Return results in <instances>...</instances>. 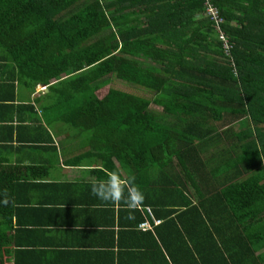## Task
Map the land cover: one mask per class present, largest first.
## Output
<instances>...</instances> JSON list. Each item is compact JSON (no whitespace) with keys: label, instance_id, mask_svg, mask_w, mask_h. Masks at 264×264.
Listing matches in <instances>:
<instances>
[{"label":"trees","instance_id":"1","mask_svg":"<svg viewBox=\"0 0 264 264\" xmlns=\"http://www.w3.org/2000/svg\"><path fill=\"white\" fill-rule=\"evenodd\" d=\"M211 2L223 18L227 49L202 0H0V61L31 90L45 86L35 99L45 120L92 136L97 152L119 159L132 187L150 170L153 188L160 176L168 178L164 218L170 221L179 207L197 212L198 236L210 241L217 259L212 263L206 260L212 256L198 253L201 264H237L241 257L228 247L236 246L240 229H250L246 238L254 232L252 222L245 227L233 212L234 222L212 223L206 204H217V215H225L231 198L254 200L264 190V0ZM110 77L152 97L114 87L99 96ZM152 105L164 117L149 111ZM246 135L252 139L229 148L234 164L223 154L218 160L202 156L223 137L240 141ZM210 161L220 166L211 168ZM1 169L0 243L8 192ZM220 175L219 187H199ZM185 179L199 195L196 205L186 195ZM163 247L161 264H197L191 253L180 257L181 251ZM244 248L253 255L249 244Z\"/></svg>","mask_w":264,"mask_h":264},{"label":"crops","instance_id":"2","mask_svg":"<svg viewBox=\"0 0 264 264\" xmlns=\"http://www.w3.org/2000/svg\"><path fill=\"white\" fill-rule=\"evenodd\" d=\"M9 65L0 61V166L8 180L1 225L6 231L0 243L3 264H161L159 250L166 256L164 245L173 252L181 251L180 257L187 258L191 253L192 263L201 264L198 253L214 256L210 241L198 236L202 225L197 212L179 207L171 215L172 222L164 218L168 209L164 204L167 177L160 176L159 185L153 188L150 170L149 175L134 179L143 195L137 193L119 159L108 152H97L92 136L75 134L70 126L55 120L46 121L35 100L45 92V86L31 90L20 83ZM244 139L250 141L252 136H243L240 141L223 137L216 148L202 156L218 160L225 155L227 162L234 164L237 160L230 156L229 148ZM216 165L220 166L210 161L211 168ZM238 168H232L225 177L239 172ZM245 175L240 173L241 178ZM223 178L210 177L199 187H219ZM109 182L111 199L93 193V186ZM260 184H264V178ZM185 187L188 199L196 205L199 195L186 179ZM153 189L159 194L153 195ZM229 201L234 209L230 208L231 213L225 209V215H217V204H206L208 216L214 220L211 222H234L233 212L245 227L252 222L254 232L246 238L250 229H240L235 235H240L236 246L228 249L241 257L237 264H264V190L254 200ZM152 218L159 222L154 223ZM143 221L150 227L141 229ZM248 244L253 255L244 248ZM213 256L206 260L216 263Z\"/></svg>","mask_w":264,"mask_h":264},{"label":"built area","instance_id":"3","mask_svg":"<svg viewBox=\"0 0 264 264\" xmlns=\"http://www.w3.org/2000/svg\"><path fill=\"white\" fill-rule=\"evenodd\" d=\"M202 1H203V5H204L205 15L212 21L218 38L222 41V45L224 46V48L227 49L228 48L227 40L225 38V34L223 33V31L221 29V23L223 22V18L219 14L218 9L212 4L211 0H202ZM41 87L43 88L44 86H41ZM147 212L151 216V213H150L148 208H147ZM153 222L158 223L159 221L153 219ZM139 227L144 230V229L149 228L150 226H149V223L147 221H143L139 224Z\"/></svg>","mask_w":264,"mask_h":264},{"label":"rangeland","instance_id":"4","mask_svg":"<svg viewBox=\"0 0 264 264\" xmlns=\"http://www.w3.org/2000/svg\"><path fill=\"white\" fill-rule=\"evenodd\" d=\"M110 79H111L110 80V84L108 86H106V87H103L101 90H99V92H98L99 96H102L107 91L108 87H114V88L121 89V90H124V91H128V92H131V93H136L138 95L147 97L149 99L152 97V93H150V92L142 91L141 89H138L136 87L127 86L123 81L117 80L114 77H112V78L110 77ZM149 111L159 115V117H164V115H165L162 112L160 107H156V106H153V105L149 107Z\"/></svg>","mask_w":264,"mask_h":264},{"label":"clouds","instance_id":"5","mask_svg":"<svg viewBox=\"0 0 264 264\" xmlns=\"http://www.w3.org/2000/svg\"><path fill=\"white\" fill-rule=\"evenodd\" d=\"M93 193L97 195L101 199H111L112 193L110 191V182L106 183L105 185H96L93 186L92 189Z\"/></svg>","mask_w":264,"mask_h":264},{"label":"water","instance_id":"6","mask_svg":"<svg viewBox=\"0 0 264 264\" xmlns=\"http://www.w3.org/2000/svg\"><path fill=\"white\" fill-rule=\"evenodd\" d=\"M43 90H44V91H46V90H47V88L45 87V88H43Z\"/></svg>","mask_w":264,"mask_h":264}]
</instances>
